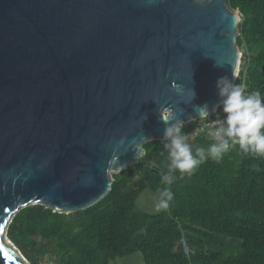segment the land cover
Segmentation results:
<instances>
[{
  "label": "water",
  "instance_id": "obj_1",
  "mask_svg": "<svg viewBox=\"0 0 264 264\" xmlns=\"http://www.w3.org/2000/svg\"><path fill=\"white\" fill-rule=\"evenodd\" d=\"M240 22L226 0H0V264H29L6 237L21 209L93 207L166 141L165 110L219 112Z\"/></svg>",
  "mask_w": 264,
  "mask_h": 264
},
{
  "label": "trees",
  "instance_id": "obj_2",
  "mask_svg": "<svg viewBox=\"0 0 264 264\" xmlns=\"http://www.w3.org/2000/svg\"><path fill=\"white\" fill-rule=\"evenodd\" d=\"M226 3L241 15L236 84L264 97V0ZM215 117L182 126L193 155L203 148L206 157L191 174L169 171L168 141L146 143L137 163L112 175V190L99 203L68 214L27 206L11 220L7 239L29 264H111L137 252L144 264H264V156L230 142L223 158L213 160L211 131L192 134ZM165 188L174 194L167 210L152 214L137 207L144 191L158 198ZM183 238L193 251L189 257Z\"/></svg>",
  "mask_w": 264,
  "mask_h": 264
},
{
  "label": "clouds",
  "instance_id": "obj_3",
  "mask_svg": "<svg viewBox=\"0 0 264 264\" xmlns=\"http://www.w3.org/2000/svg\"><path fill=\"white\" fill-rule=\"evenodd\" d=\"M216 65L222 67L217 63ZM216 88L221 99L212 109L222 105L225 118L222 126L210 133L217 142L209 146V156L219 162L229 150L230 140L232 144H238L245 154L264 156V97L259 91L246 92L242 85L233 83L228 76L218 78ZM191 91L193 99L195 93ZM195 112L196 116L207 119L210 114L209 106L207 104L197 106ZM146 119L147 116L144 115V120ZM161 119L165 124L162 140L168 141L165 148L170 159L169 171L178 170L182 174H191L195 168L205 162L204 149L197 148L196 156L193 155L192 146L186 142L185 135L181 133L183 122L175 120L171 109L165 110ZM173 199L174 194L170 188L161 190L155 210L157 212L167 210L169 202Z\"/></svg>",
  "mask_w": 264,
  "mask_h": 264
},
{
  "label": "rangeland",
  "instance_id": "obj_4",
  "mask_svg": "<svg viewBox=\"0 0 264 264\" xmlns=\"http://www.w3.org/2000/svg\"><path fill=\"white\" fill-rule=\"evenodd\" d=\"M218 113L219 114L223 113V110H219ZM157 201H158V199L155 197L153 192H151L150 190H146L141 194L140 198L138 199L137 207L140 210L145 211L147 213L155 214V213H158L155 210V204ZM7 242L9 244V246H11L14 250L18 251V249H16L12 245V243L9 242L8 239H7ZM111 264H144V259H143L142 253L137 252V253H134V254L127 256V257L116 258L115 260L111 261Z\"/></svg>",
  "mask_w": 264,
  "mask_h": 264
},
{
  "label": "built area",
  "instance_id": "obj_5",
  "mask_svg": "<svg viewBox=\"0 0 264 264\" xmlns=\"http://www.w3.org/2000/svg\"><path fill=\"white\" fill-rule=\"evenodd\" d=\"M215 116H216L215 118H211V119H208L207 121H205L203 123V125L200 126V129L198 131H196L195 133H193L192 136H196L200 132H206V130H209L211 132H214L220 126H222L225 117L221 116L219 113L215 114ZM210 117H212V116H210ZM230 142H231V140L229 141V143ZM164 179H167V176H165ZM181 242H182V246H183L184 253L188 257L191 256L193 254V251H192V249L190 247L187 246L185 239L183 238L181 240Z\"/></svg>",
  "mask_w": 264,
  "mask_h": 264
},
{
  "label": "snow or ice",
  "instance_id": "obj_6",
  "mask_svg": "<svg viewBox=\"0 0 264 264\" xmlns=\"http://www.w3.org/2000/svg\"><path fill=\"white\" fill-rule=\"evenodd\" d=\"M0 230H2V229H0Z\"/></svg>",
  "mask_w": 264,
  "mask_h": 264
},
{
  "label": "crops",
  "instance_id": "obj_7",
  "mask_svg": "<svg viewBox=\"0 0 264 264\" xmlns=\"http://www.w3.org/2000/svg\"><path fill=\"white\" fill-rule=\"evenodd\" d=\"M158 199V198H157Z\"/></svg>",
  "mask_w": 264,
  "mask_h": 264
}]
</instances>
